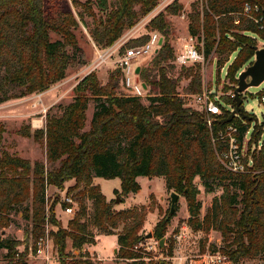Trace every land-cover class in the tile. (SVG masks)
<instances>
[{
	"label": "trees",
	"instance_id": "1",
	"mask_svg": "<svg viewBox=\"0 0 264 264\" xmlns=\"http://www.w3.org/2000/svg\"><path fill=\"white\" fill-rule=\"evenodd\" d=\"M94 1L102 15L94 20L90 33L102 49L114 44L160 2L117 0L111 6L109 0ZM246 4L259 7L252 11L253 17H263L259 23L243 13ZM81 5L90 9L88 4ZM182 9L183 5L174 1L166 8L167 13L161 12L150 20V30L137 39L142 42L133 45L146 43L152 31H159L164 38L158 52L138 75L152 94L147 97L149 103L120 92V67L109 72L106 83L92 71L75 85L73 99L50 110L45 126L35 133L45 143V163L31 162L6 150L0 155V225L8 224L11 212L22 207L24 217L31 223L33 254L48 222L53 227L51 235L60 257L58 264H95L83 251L85 244L94 242L92 228L106 232L122 224L117 233V259L127 264H145L139 253L144 239L140 231L150 208L143 205L115 211L93 179L119 177L121 194L128 195L140 190L139 176H156L164 177L169 190L185 196L190 228L220 232L222 245L214 248L215 252L233 262L264 258V140L258 151L244 158V172L227 169L220 153L228 143L218 133L227 125L236 126L242 147L251 120L238 115L229 123H222L231 109L213 97L222 113L211 115L210 126L208 114L189 106L179 95L183 77L190 79L185 91L202 90L199 67L183 66L177 77L173 74L175 55L169 42L171 22L167 15L178 14ZM78 15L81 20L84 18L83 13ZM188 16L190 34L203 42L205 57L214 53L218 67H224L237 52L227 75L237 73L255 55L256 39L247 32L264 40V0L197 1ZM77 26L71 12L47 11L45 0H0V104L44 92L65 78L73 57L68 48L74 53L79 50ZM51 32L59 38L52 39ZM90 103L94 111L86 128ZM229 104L235 107V99ZM5 131L0 121V135ZM196 177L207 191L215 186L222 189L203 219ZM72 179L75 185L67 193L78 189L77 193L90 200L92 207L90 211L86 200H82L79 210L64 227L55 217L54 201L50 203L46 189L53 185L64 190L65 183ZM170 218L167 214L157 222L153 238L165 237ZM68 239L72 241L69 250ZM18 245V240L0 234V249L7 250L8 262L23 256ZM172 252L171 242L168 254Z\"/></svg>",
	"mask_w": 264,
	"mask_h": 264
},
{
	"label": "rangeland",
	"instance_id": "2",
	"mask_svg": "<svg viewBox=\"0 0 264 264\" xmlns=\"http://www.w3.org/2000/svg\"><path fill=\"white\" fill-rule=\"evenodd\" d=\"M117 0H109L111 6L116 4ZM177 1L183 5V9L178 14H168V19L171 22V32L169 33V42L174 50L176 56L183 47V44L193 37L195 45L199 51L203 52V42L192 36L189 32V12L193 2H201L202 0H160L158 5L147 15L140 18L137 24L124 31L123 35L111 46L113 54L112 58L104 63L97 70L93 71L102 83L108 81L109 72L115 70L118 66V60L123 55L126 48L139 44L142 40H137L139 36L147 33L150 28L148 24L152 18L159 13L166 12V8ZM90 5L89 10L83 5ZM45 8L52 14L57 10L71 12L78 21V26L75 29L79 42V50L74 53L72 48H68L73 57L70 61L66 76L64 79L54 83L48 90L40 93H33L21 98L10 99L0 104V121L4 124L6 131L0 135V155L3 151L17 154L23 158L29 159L31 162L42 161L46 162V146L44 141L38 140L35 133L40 131L45 126L47 113L56 110V106L60 104L69 103L73 97V88L75 85L89 73L91 65L95 60V52L97 43L94 41L90 33V28L94 24V20L98 19L102 13L99 12L95 6L94 0H45ZM83 13V19L79 17V13ZM247 34L255 37V44L258 47L264 46V40L252 32ZM52 39H57L59 36L55 32H51ZM204 53V52H203ZM235 52L231 59L224 65L218 67L214 53L205 57L204 60L189 64L184 67L196 66L200 68L202 77V90L211 93V97H215L229 108L231 111L234 106L229 104L234 98V90L238 84L239 72L243 71L255 59L244 65L237 73L227 75V70L230 62L235 58ZM117 63V64H116ZM175 65V64H174ZM183 67V66H182ZM180 66L175 65L173 70L174 76L181 73ZM190 79L183 77L180 81L178 91L179 95L185 96V102L194 109L203 112L202 108L193 103V95L198 93L185 91ZM264 87L262 83L258 87H250L243 94V107L254 117L249 122L250 128L244 137V142L241 148L244 158H250L252 153H255L261 148L264 140V104L259 101V92ZM120 92L126 95V92L120 87ZM152 94L149 91V96ZM144 97L142 100L149 103L148 98ZM94 111L93 103L89 104L86 112L87 126L91 120ZM211 118V115H206ZM38 122V123H36ZM41 125V126H40ZM211 126V124H209ZM102 178V177H100ZM113 179V180H112ZM112 179L102 178V188L111 199L107 201L112 202L113 209L119 211L121 209H128L134 206H147L150 210L147 213L144 225L140 233L144 234V239L141 241L142 246L139 251L142 255V260L145 264H158V262H165V264H214L210 262L209 256L216 254L214 248L222 245V236L216 230L195 231L188 225L187 221L190 216L187 200L184 195L175 190H169L165 185L164 177H144L140 180L141 188L137 192H131L128 195H122L120 188V178ZM195 184L200 189L198 200L201 202L202 208L200 211V219L206 215L210 209L214 197L222 193V189L215 186L214 190L207 191L199 177L195 178ZM75 185V180H69L65 183V189L60 190L56 186L50 185L46 189V195L50 199V203L54 201V213L57 221L62 226L67 227L69 215L63 212V203L61 194ZM101 188V187H100ZM78 189L69 192L74 196L79 210L80 202L86 200L88 209L91 211L92 203L90 200L83 198L77 193ZM102 191V190H101ZM103 193V192H102ZM104 194V193H103ZM178 196L177 201L172 210V195ZM106 197V196H105ZM118 197V201H117ZM22 207L13 210L10 214V221L6 225H0V234L4 237L14 238L19 241L18 251L23 253L20 260L14 262L8 260L7 250L0 249V264H45L38 259L30 250L33 240L31 237V223L25 218L22 212ZM170 215V223L167 227V232L162 240L150 238L148 235L153 233L157 222L163 219L166 215ZM121 224L117 229L110 231H100L97 228H92L93 244H85L87 249V256L95 262V264H127L125 260L117 259L118 244L116 249H113L114 236L122 230ZM53 228V227H52ZM112 232V233H109ZM114 235V236H113ZM163 241V242H162ZM173 243V252L168 254L170 243ZM67 249H71L72 241L67 240ZM91 249V251H89ZM54 250L58 253L57 247L54 245ZM102 256L100 255V253ZM221 254V253H220ZM224 260L215 264H264V258L259 256L256 258H245L238 262H233L226 256L221 254ZM105 258V259H103ZM58 264V263H56Z\"/></svg>",
	"mask_w": 264,
	"mask_h": 264
},
{
	"label": "built area",
	"instance_id": "3",
	"mask_svg": "<svg viewBox=\"0 0 264 264\" xmlns=\"http://www.w3.org/2000/svg\"><path fill=\"white\" fill-rule=\"evenodd\" d=\"M257 5L246 4L244 14L253 18L255 22L259 23L263 17H253L252 11H258ZM238 22V21H237ZM163 35L159 31H152L149 33V39L146 43L126 48L123 55L118 60V66L122 71L121 86L126 92L127 96L144 98L149 95V88L146 83L139 78V73H136L138 66L145 65L144 62H148L154 57L155 51L159 49L163 43ZM161 42V43H160ZM95 60L89 69V73L97 70L104 63L112 58V48H99L95 45ZM204 60V53L199 51L195 45L193 37L183 44V47L179 53L176 54L173 63L177 66H187L196 62ZM117 64V63H116ZM147 64V63H146ZM181 96V94H180ZM185 100V96H181ZM260 103L264 104V87L260 90L259 95ZM193 103L199 105L203 111L208 115L221 114L222 111L219 105L211 97V93L203 91L193 95ZM208 124H212V119H208ZM41 126V125H40ZM238 128L234 125H227L224 129L220 130L218 135L220 138L227 140L228 146L220 153V160L225 167L235 173H241L246 170V164L244 162V154L240 148L237 139ZM63 203V212L74 217L76 214L77 202L74 196L65 192L61 194ZM52 226L47 222L45 225V233L41 235L37 240L35 256L45 264H56L60 257L59 254L54 250V242L51 235ZM142 242L139 246H142ZM86 252V249H83ZM211 263H220L224 260L223 256L219 253L212 254L209 256Z\"/></svg>",
	"mask_w": 264,
	"mask_h": 264
},
{
	"label": "water",
	"instance_id": "4",
	"mask_svg": "<svg viewBox=\"0 0 264 264\" xmlns=\"http://www.w3.org/2000/svg\"><path fill=\"white\" fill-rule=\"evenodd\" d=\"M161 43V42H160ZM159 49L155 51V54ZM148 63V60L144 62V64ZM141 66L136 68V73L140 72ZM262 83H264V46L258 47L255 46V59L253 62L248 65L243 71H241L238 75V84L234 90V99H235V107L231 111L230 115L221 120L222 123H229L235 116L240 115L243 118H248L249 120L254 119L253 116L245 112L243 104L242 94L250 87H258ZM178 196L172 195V210H174V205L177 201ZM117 197V201H118ZM148 237H152V233L148 235ZM163 242V241H162Z\"/></svg>",
	"mask_w": 264,
	"mask_h": 264
},
{
	"label": "crops",
	"instance_id": "5",
	"mask_svg": "<svg viewBox=\"0 0 264 264\" xmlns=\"http://www.w3.org/2000/svg\"><path fill=\"white\" fill-rule=\"evenodd\" d=\"M144 177H145V176H139V177L137 178V180H138V182H139L140 184H141L140 180H141L142 178H144ZM101 179H102V178H100V177H94L93 182H94V184L99 185V186L101 187V190H102V192L104 193V195L106 196L107 199H111L112 197L109 196V195H107L106 192L103 190ZM112 180H113V179H112ZM115 180H116V178H115ZM141 185H142V184H141ZM120 189H121V179H120V188H119V189L116 188L115 190H120ZM65 192H67V191H64V192H62V193H60V194H63V193H65ZM113 236H114V235H113ZM114 237H115V238H114V242H113V249H112L111 252H114L115 249H116L117 237H116V236H114ZM86 250H87V249H86ZM89 251H91V249H89ZM99 253H100V252H99ZM100 255L102 256L101 253H100ZM103 259H105V258H103Z\"/></svg>",
	"mask_w": 264,
	"mask_h": 264
},
{
	"label": "bare ground",
	"instance_id": "6",
	"mask_svg": "<svg viewBox=\"0 0 264 264\" xmlns=\"http://www.w3.org/2000/svg\"><path fill=\"white\" fill-rule=\"evenodd\" d=\"M36 123H38V122H36Z\"/></svg>",
	"mask_w": 264,
	"mask_h": 264
}]
</instances>
